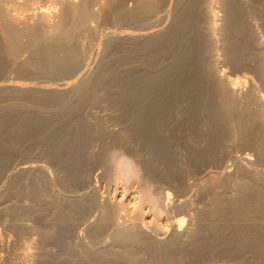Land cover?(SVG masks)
I'll list each match as a JSON object with an SVG mask.
<instances>
[{
    "label": "bare ground",
    "instance_id": "bare-ground-1",
    "mask_svg": "<svg viewBox=\"0 0 264 264\" xmlns=\"http://www.w3.org/2000/svg\"><path fill=\"white\" fill-rule=\"evenodd\" d=\"M31 1H33V0H0V12L1 13H2V9H3L2 6H3V4L5 5V3H6L5 7H7V8L9 5L8 3H13L12 7H14V9L12 11L14 14H11V16H9L10 13H8V11L10 12V10L12 8L10 10L8 9V11H7L8 15L5 16L2 13L4 15V17L8 16L6 18V20L0 19V32L6 38V44L5 45L3 44L4 46L0 45V52H1V54H2V52L4 53L3 55L0 54V74H1V72H3L4 70L7 69V68H5L6 67L5 64H6V61H8V59L10 58V60L13 59L12 61H14L13 65L17 66V67L13 66L14 67L13 71L17 72L18 67L23 68L22 69V75L27 74L26 72H30V73L31 72H33V73L38 72L41 75H45V76L49 75L48 78L50 76H52L55 79H57L56 76L58 77V76H60V74H62L61 75V77H62L63 74L65 73L67 75V76L65 75V77H70V78L73 77L72 81L64 80V81H61L60 83H57V84L55 83V85H57L56 88H54L53 86L42 87V85H41L42 83H41L40 84L41 88H36V90L38 89L37 92L40 93V96L39 95L38 96L40 98H42L39 100H41V101L43 100L44 104L47 102H52V101L54 102L55 100L58 101L62 97L64 98L63 95H66L69 98L68 103H70V104H68L70 106L67 105L68 108H66V110L70 109L69 113H71L77 117L83 111V110L81 111V109H83L82 105L87 104V103H89L91 105V103H95V102L98 105L99 104L98 102L100 99L98 96L99 94L97 95V93H98L97 91L99 89L105 90L104 92L107 95H109V98H110V101L112 102V105L114 104L118 107V108L117 107L116 108L114 107V108L116 110L117 109L120 110V111L118 110L120 112V114H119V121L120 122L119 121L117 122V123H121V124H119V126H120L119 129H118V124L115 122V120L111 119L112 121H114L115 124H117L116 125L117 129L120 131L115 130V129L114 130L111 129V127L114 125L112 123L113 125L112 124L110 125L111 126L110 131H109V128H106V129H108V131L105 130V131H107V133L105 131H104L105 133L102 132L104 129L103 128L104 126L103 127L101 126L103 128V129H101V134H99L97 132L96 133L99 134L100 136L102 135L105 138L103 140H105V141L107 140L106 142L104 141V143L107 145L108 149H109L108 144H109V146L110 145L115 146L114 150H115V148L117 150L119 148H122V151H128V148H132V147L137 145L138 148L142 151V153L144 152L145 154H147L149 156L148 157L146 155L149 158V160L147 159V161H145V162H144V159L142 160L144 162V164H143L144 165L143 167L145 168L144 171H147L148 174L149 173L153 174V177L156 176L155 178L164 182V184L165 183L172 184L176 188L175 194L173 196H171L170 192H168V191H166L164 193V195H165V196L163 195L165 197L164 202L167 201L165 204H163L164 202L161 203L160 199L154 197V192L151 189H149L150 187H148V185L146 183H145V186H142L143 184L141 186L138 185L139 188L136 190H131L130 193H126L124 190L117 192L119 199H117L116 203H115V201L114 202L111 201L112 203H110L108 201L109 203H107V202H104L103 199H100V197L98 196L99 191H97L96 184H93L94 182L92 181V179L94 177L91 175V179H86L87 181L84 182V185L82 186V188L85 187L86 190L82 191L81 186H80L79 188L81 190H79V188H77V189L81 192H73L74 188L76 187L75 185L77 183L75 181L79 180V182L83 183V181H85L84 179L86 177L87 178L89 177L88 175H90L93 171L92 169H90V166H92L93 162H95V163L99 162L101 164V159H103V157L105 158V156L103 154L106 152L105 149H107V148L104 145L102 139H100L103 143L102 148L105 151L103 150L104 151L103 154L102 153L100 155L96 154L97 158L93 159L91 157L92 155L91 156L89 155L91 157V160L88 158L89 156L87 154H89L90 150L93 149V148L92 149H90V148L95 146L94 144L97 142V141H94L95 137L99 138V136H96L97 134H94L95 136L92 134L93 132H95L96 129L94 128L95 130H93L92 127H90L88 125V122H85V120H83L84 118L81 119L83 117L81 115H80L79 119H77V126L75 125V127H76L75 130L72 129V132L75 131L73 133L74 135L72 134L73 136H71L72 143L70 142L68 147L66 148V150L65 151L63 150L64 152H62V153H60L58 151H60V148L63 147V146L60 147V145L63 144V142H64L63 136L65 135V132H64V135L61 133V130L63 132L64 129H61V127H59V129H57V130L60 132L57 131V133H54L56 131L55 130L56 128L54 129V127H52V129H54L53 130L54 132L52 131L54 134L51 136L49 135V136L51 138L50 140L53 142V145L51 147V145L49 143L48 145H50V147L48 148V146H46V148H47V151H49V155H50L51 159L53 160V162L57 161L58 164L62 165L61 166V168L63 167L62 171H64L66 173L65 175H67V177L70 178V180L74 181L75 185H73V186H75V187L72 188L70 186L71 181L67 185V186H70L73 190L72 191H69V190L66 191V192L69 191V193H62V191L58 192L57 188H56V190H54L53 188L55 187V185H53V182H51L52 179L49 181L48 172H47L46 168L41 167L42 165H40V166L36 165L37 167H35L33 165L34 167H32L29 164H28L29 166H26L27 164H25V166H22V164H20L21 165V166L19 165L20 167H17L16 169L14 168L15 170L10 169L11 172L9 171L10 173H6V174H9V177H12V176L14 177L15 176L14 174L17 173V175H19V177H20L22 174L24 175V174H27L30 172H36V173L38 172L39 173L38 175H42V178L45 179V181L51 182L52 185L47 184L49 186V188H50V186H54L53 188H51L49 190L46 187H44L46 185L45 183H47V182H45L44 183L45 185L42 183L44 185L43 186L44 188H41L42 191H44V192H45V188H46V190H48V193L50 194L49 196L51 197L52 200L54 199L52 204L54 203V201H57L56 203H58V201H59L60 202L59 204L62 203V209L63 210L64 209L66 210V208H67L66 205H69V207L70 206H71V208L74 207L78 211L79 214L76 213L78 217H79L80 213L85 214V216L84 215H81V216L87 217V220L84 221V222L87 221V223L82 224L83 223L82 222L79 224H82V227H83L82 230L84 229V231H85V229H86L85 232L88 231V234L86 233V235L89 236V234H90V237H89L90 241L92 238H93L92 240H95V238L97 239V241H95V242L91 241L92 244H89L88 242L85 243L86 241L83 239L85 241L84 242L80 238V236L78 237L79 240H75L74 238L76 237L75 236L76 234L73 233L74 238L70 237V241H68L69 242L68 243L67 241L64 242V239L62 237L60 238L59 235H58L59 236L58 239H57V237H54L53 234L51 233L53 231L52 230L53 228H52L51 229L52 231L50 230L51 231L50 233L54 238H56V241L58 242L56 244L57 245L61 244L63 246V250L66 251L68 254L69 253L70 254L71 253L77 254V256L80 257L81 261L80 262L75 261L76 264H78V263L79 264H107V263L108 264H264V170L258 169L259 167L256 168L255 165L259 166V164H255L253 161L251 162L252 159L248 155L247 156L245 155L244 157L241 156V158L238 157L239 155L238 156L234 155V156H231L228 160L230 162V164L226 165L224 163L226 161V158H228L225 156L230 151L228 153H224L225 151L223 149H225L227 147H224V145H226V144H224L223 142L226 143V141H228L229 139L226 138V141L225 140L223 141V139L225 138V136H227L226 133H228L231 129V127H229V130L227 132V130H226L227 127L225 128L224 120L226 122L228 121L226 119L230 114H232L231 111L235 108V105L236 106L241 105L240 103H238L239 105H237V100H239V99H240L239 101L243 100L240 97V95H242L243 93L240 94V92H238L239 87H238V89L236 88L237 82H239L240 80L237 81L238 78H235V79L230 78L229 76H227L225 74L226 72H224V71H216L215 67H213L214 69L209 68V67H212L213 65L215 66L214 63L216 62V60H215L216 56H215V54H213L214 52L212 50H211L212 53L209 54V57H207L208 54L206 55V59L210 58V60L213 62L212 66L211 65L209 66V62H208V64H205L206 62L203 63V61L205 60V58L202 56L204 54L203 50H202L203 54L202 53L193 54L194 53L193 49L195 48L194 47L192 49V52H193L192 55H190V53L188 51L187 52L189 54H186L183 52L181 53L180 52L181 50H184V49L187 50V48H185L187 45L185 47H183L184 48L183 49V48H180L181 46L178 45V43H177V45H178L177 48L181 49L179 51L181 54L178 53L177 55H175V57H173L172 60L170 59L171 61L169 59H167L169 57V55H171V53L174 56L175 51H170V50L175 48L176 38L178 40L177 36L181 32H183L184 30H186V26L189 27L188 23H190V22H188V19H186L187 15L190 16V14H191V13L188 14L189 10H187L186 12L184 10V12H183V15L186 16L184 21H181L182 19L177 20L175 18L176 21H181V22H178L173 29L172 28H171V30L169 29L170 31L167 30L168 32H162L161 28L159 27L162 19L164 18L163 17L164 13L161 14L162 8H161V10H159V7H157L155 1H153V2L150 1V3H146V2H144L146 0H143L144 4H142L141 6L137 5L138 8H136L134 11H133V8L131 9L133 12L128 10L131 14L129 13V15H128V13H127V17H128V19H130V21H132V19L133 20L134 19L135 20H140V19L142 20L143 18L146 17V19L148 18V20H152V22L150 21L151 23H149L148 26H143L142 24H145V23L144 22L142 23V21L140 20V22L142 23V24L140 23V25L143 26L142 29L138 28V30H135V29H137V27L135 25V29H133L134 31H131V30L126 31L125 30V33L123 31V33L118 34V35L115 34L114 32H112V33L109 32V36L107 38V39H109L108 43H110V41L112 40V42L114 41L113 44L116 43L117 41H118L117 44H119V42H121L120 40H122V41L127 40V43H128V40H130V41L132 40L133 43L135 42L133 45L129 44V45H131L130 47H127V45H126L127 43L122 46V43H124L125 41L120 43L122 50H123L122 47H124L125 45L127 47L124 50L125 53L122 54V59L124 61L121 59L123 64H125L124 67L121 66L124 68V70H122V71H124V72H122L123 73L122 75H124L122 80H121V78H119L122 76L120 74H118L119 71H121V69L119 71L117 70L118 71L117 72L116 69L112 70L113 67L109 68L111 70V72H109L110 74L105 75V72L107 71V67H110V65L108 66L107 62L105 63L107 65V67L102 64L103 66L106 67L105 68L106 71L104 70V72H103L102 70L104 68L102 67V69H101L98 67V69H95L96 71L94 72V74H91L90 79H85L84 77L86 76V74L88 72V65L89 64L88 63L83 64L85 61L82 62L83 57H82V60L80 58V54H79L80 50H78L79 46L76 48V46L78 45V41L75 40V44H71V42H72L71 40H73L75 37L74 36L75 30H76L75 28H79L80 23L83 25V23H85L88 20V18L91 17L90 16L91 11H89V9H88L90 5L88 4L89 5L88 8L86 5L87 0H86V2H85V0L82 1L84 3L81 4L80 7H78L77 9L74 6H72V4L69 3L68 0H64L63 3L67 7L66 13H64V14H66L65 17H69V19L71 18L73 20V24H70V25L68 24L69 25L68 27L66 25H64L63 23H67V22H66V19H63V17H64V14H63L62 19L65 22L62 21L63 22L62 23L60 21V23L55 28L56 34L58 36H60L61 40L58 41L56 39V37L54 39H53V37H49V38H52L49 40V38L47 37L48 38V40L46 39L47 41L45 39L44 40L39 39L42 43L40 45L36 44V40H35V43L33 42L34 39L32 38V36L33 37H35V36L32 35V33L30 34V32H33L35 34H36V32H40L41 29L40 30L37 29L36 28L37 25L34 27L36 29L32 30L33 27L32 28L30 27L31 31H28V29L19 30L17 27L18 25L16 24V22L18 21L17 20L18 15H16V14H19V12H20L19 8L24 7L26 3L31 2ZM115 1H121V0H115ZM147 1H149V0H147ZM181 1L182 0H180V2ZM196 1L199 3L198 0H196ZM139 2H140V0H139ZM14 4L16 6H14ZM111 4H112V2H111ZM110 6H113V5H110ZM116 6H117V4H116ZM119 6H120V4H119ZM121 6H122V3H121ZM191 6H188V8ZM39 7L40 6H37V8H39ZM43 8L41 5V7L37 11L40 13H43L45 11H49V9L43 10ZM110 8H112V7H110ZM45 9H47V8H45ZM189 9L192 10V7ZM3 10H5V9H3ZM35 10L36 9H34V11ZM191 12H193V11H191ZM227 12H229V11H227ZM184 13H187V14L185 15ZM125 15L126 14H124V16ZM44 16H46V15H44ZM179 17H181V16H179ZM8 18H10V19L8 20ZM144 21H145V19H144ZM189 21H190V19H189ZM68 22H69V20H68ZM145 22L148 23L147 21H145ZM155 22H157L158 24L157 23L155 24ZM191 23H192V21H191ZM42 24H44V23H42ZM136 24H137V22H136ZM76 25H78V26L76 27ZM140 25H139V27H141ZM42 26H41V28H42ZM26 27L24 26L22 28H26ZM190 27H192L191 24H190ZM188 31L191 32V28H189L186 32L184 31L185 34ZM41 32H42V30H41ZM76 32L79 33V31H76ZM189 32L186 34V36H188ZM212 32H213V30H212ZM196 34L197 33L193 34V36ZM21 36H25V38L27 40V41H25L24 44L21 43L22 41L20 42ZM42 36L46 37L47 35H43V33H42ZM186 36H184V37H186ZM44 37H42V38H44ZM76 37H77V35H76ZM35 39H36V37H35ZM179 39H181V38H179ZM182 39H184V38H182ZM186 39H187V37H186ZM186 39L184 40V42L186 41V44H187ZM207 39L208 38H206V40H203V42L204 41L207 42L208 41ZM23 40H25V39H23ZM191 40H193V38ZM210 40H212V39L210 38ZM210 40H209V42L211 43ZM73 42H74V40H73ZM184 42L182 41V43H184ZM160 43H164L163 45L165 46L162 51L158 50L159 49L158 46L160 47ZM196 43H198V42H196ZM35 44L38 46V48L36 46H34L37 49L32 54L31 58L30 59L27 58L28 59L27 62L24 61L27 59H24L23 60L24 62H20V60L17 58L18 52H21L23 49L27 50L26 48H28L30 46L33 47V45H35ZM113 44L110 43L109 46H111ZM189 44H192V47H193L195 45V42L192 41V43H189ZM212 44H214V43H211V45ZM107 45L108 44L106 43L105 47H107ZM114 45L111 47H114ZM200 45H201V43L198 45V47ZM202 45H203V43H202ZM205 45L207 46L208 44H205ZM109 46L107 48H109ZM115 46H117V45H115ZM198 47H197V49L199 50ZM177 48H175V49H177ZM189 48H188V50H190ZM122 50H121V52L119 50L118 53H122ZM207 50H209V49H207ZM59 51H60V54L61 53L63 54L62 58L59 57V54H58ZM168 51H170L171 53L166 54V53H168ZM195 51L197 52V50H195ZM200 51H201V49H200ZM80 53H82V52H80ZM118 53L116 52V54H118ZM164 55H168V57L165 56V57H167L166 61L169 60V63L170 62L171 63L167 67L164 65L165 68L162 67V71H161V67H159L160 68L159 69L158 65L164 61L163 60ZM113 56L114 55H111L112 58H113ZM7 57H8V59H7ZM116 57H118V56L116 55ZM114 58H115V56H114ZM118 58L120 59V56ZM118 58H115V59H118ZM202 58H204V60H202ZM119 59H118V61L116 60L117 63H119V64H117V63L116 64L120 67L121 63H120ZM208 60H205V61H208ZM110 61L111 60L109 59L108 63H110ZM166 61H164V63ZM113 63H115V62H112V64ZM202 63H203V65L205 64L206 68L202 65ZM11 64H12V62H11ZM167 64L168 63L166 62V65ZM113 65H111V66H113ZM117 65H115L116 68H117ZM98 66L101 67V65H98ZM159 66H161V65H159ZM13 67H10V68L8 67V68L11 70V68L13 69ZM3 68H5V69L3 70ZM19 70L21 71V69H19ZM3 74H5V73L3 72ZM31 74H29V75H31ZM0 76L3 77V75H0ZM6 76H5V78H6ZM18 77L20 78V76H18ZM7 78H6V80L0 82V86L6 85V86H10V88L13 87V88H11V89H13V91L14 90L19 91V92L22 91V94L24 91H26V89H27V91H29V90L31 91L34 88L32 86L33 83L31 85H29V86H31V87H29L27 84H19L17 82L15 83L16 80L14 81V83H12V80H9ZM23 78L27 79L26 76H22V79ZM62 78H64V77H62ZM70 78H68V79H70ZM28 79H30V78H28ZM58 79H61V78L59 77ZM34 86H36V85H34ZM113 86H114V90L109 91L110 89L113 88ZM6 89H7V87H6ZM33 90L31 91L32 93L36 92V90L34 92H33ZM106 90L109 92H107ZM246 91H247V89H246ZM10 92H9V95L11 96V94L13 92L11 94H10ZM249 93L251 94V92H249ZM249 93L244 92V95L245 94L248 95ZM13 94L18 95V93H16V92ZM254 94H256V93H254ZM27 95H24V96H27ZM61 95H62V97H61ZM59 96L61 97L60 99H58ZM250 96H252V95H250ZM263 96H264V94L263 95L257 94L255 96L253 95L252 98H250V99L248 98L249 96H246V97L248 98V101L251 99L254 100L253 99V97H254L255 103L259 102L260 104H254L253 101L251 103H253L255 106H257V105L262 106V105H264V103H263L264 97ZM22 97H23V95H22ZM67 97H66V99H67ZM246 97L243 100L244 102L246 101L245 100ZM248 101H247V103H248ZM43 102L42 103L40 102V103L43 104ZM244 102H243V104H244ZM92 105H94V104H92ZM253 106H252V108H253ZM255 106H254V108H255ZM80 107H81V109H80ZM90 107L94 108L93 106H90ZM242 107H243V105H242ZM92 108L89 109L87 107V109H89V110H91ZM256 108H258V107H256ZM236 109L233 112L236 113V111H240L239 109H237V110ZM260 109L258 108L257 111H261ZM262 109H263V106H262ZM92 111H93V109L91 110V112ZM254 111H255V109H254ZM257 111H256V113L258 114L259 112H257ZM91 112H89V113H91ZM261 112H264V111H261ZM234 114H232V115H234ZM239 114H240V112H239ZM37 115H35L33 117L30 116V117H23L21 119L19 118L18 120H15V121H13L11 118H9L7 116L8 117L7 119L0 120V131L2 129L4 130V132H5V130L8 131L7 136H9V137L11 136V138H8L7 136H5L8 139H12V137L17 135V136H19L18 137L19 141H20V139L23 140L24 138H20V137H25V135L30 133L33 129H41V128L45 129L47 127V125L49 124L48 123L49 120L47 118L48 115L45 116L47 119L45 117L42 118L43 116L38 117ZM40 115L41 114H39V116ZM66 115H69V114L67 113ZM85 115L86 114L84 112V116ZM91 115H92L91 118H93V116L94 117L96 116V114L94 115L93 113H91ZM104 115H105V117L104 116L103 117L105 119L103 118L102 120H103V122L106 123L105 120L108 116H106V114H104ZM260 115H258V116L259 117L264 116V114L261 116ZM49 116H51V115H49ZM56 116L57 115H55L54 118ZM110 116H112V115H110ZM110 116H109V120H110V118L113 117V116L112 117H110ZM71 117H72V115H71ZM97 117H98V115H97ZM50 118H51L50 121H52L54 119L52 116ZM115 118H113V119H115ZM9 119H11V120H9ZM228 119H230V118H228ZM93 120H95V119L93 118ZM93 120H91V121H93ZM99 120L97 121V125L100 128V125L98 123H100L101 121L99 122ZM109 120L107 119V125L109 123L108 122ZM116 120H118V117L116 118ZM257 120L259 122L260 119L257 118L255 121H257ZM261 120H263V117ZM54 121L56 123H54L52 121V122H50L51 125L53 123L54 124L58 123L55 119H54ZM91 121H89V124L92 123ZM59 122H61V121H59ZM105 123L103 125H106ZM229 123H230V121L227 122V124H229ZM261 123H262L261 125H263L264 121ZM183 124L185 125V127H188V128H185ZM227 124H226V126H227ZM203 125L206 126L205 129L207 131L206 132L207 134H205V130L203 133V130L199 129ZM229 125H231V124H229ZM49 126H50V124H49ZM92 126L94 127V125H92ZM116 126H115V128H116ZM256 126L257 125H255L253 128H256ZM183 127L185 129H188L187 131H189V132L191 131L193 136L197 135V137L199 136L198 137L199 139L201 137H203L204 139L206 138V141H207L206 150L202 148L206 145L205 144L201 147V149H203L204 151H202L201 149H200L201 151L191 150L190 154H188L190 159H191V162L194 163L193 165L197 166V164L199 163V160H201V161L202 160H210V161L215 162V161H218V158H220L219 159V161H220L222 156L217 157V154L220 153L219 154V156H220L222 154L221 153L222 151L219 153H217V152L220 150L219 148L223 144L222 150L224 151L223 153L225 154V156H223V157L225 159L223 157L222 158L225 161L224 160H222V161H224L223 162L224 165L222 164V162H220L221 165H223L221 167L220 163H218L219 167L221 169H219V167H217V169L216 168L213 169L212 166H210V167L206 166V167H203V170H201V172H199V173L197 172L198 173L197 175L190 174V176L192 175V177H189L188 176L189 171L187 172L188 173V175H187V173L184 170L178 168V166H179L178 161H179L180 156H178L179 157L178 158L177 155H175L176 152L174 153V151H172V146H173L172 140H174L173 138H175V137L177 138V136H180L179 134L183 135L184 132H187V131H183V129H184ZM203 127H201V128L204 129ZM257 127L260 128V125ZM197 128L202 133L200 132L198 134L199 131ZM47 129H49V127H47ZM256 130H258V129L256 128V129L250 131L249 133L252 134L251 132H253V131H255L254 133H259V132H256ZM45 131H46V129H45ZM48 131H51V130H48ZM65 131H66V129H65ZM96 131H98V128ZM262 131L264 132V130H262ZM42 132H44V131H42ZM42 132H40V133H42ZM99 132H100V130H99ZM44 134H46V133L44 132ZM48 134H49V132H47L45 137L43 136L47 141L49 140L46 138V137H48L47 136ZM250 134L243 135L245 144L253 142V140H251V139H255L256 138L255 136H257L255 134H252V135H250ZM259 134H261V130H260ZM40 135L38 134V136H40ZM185 135H186V133H185ZM187 135L189 136V134H187ZM28 136L31 137V135H27V138H29ZM38 136H37V138H38ZM232 136H231V139H232ZM253 136L255 138H253ZM5 137L3 139V143L5 140ZM43 137L41 138L42 145L43 144L46 145L45 143H43V140H42ZM65 137H66V135H65ZM92 137L94 140H92L90 142ZM15 138H17V137H14L13 139H15ZM188 138L190 139V136ZM193 138L194 137H192L191 139H193ZM198 138H197V140H198ZM228 138H229V136H228ZM37 140L40 141L39 138ZM62 140H63V142H62ZM203 140H201V141H203ZM1 141H2V139H1ZM65 141L67 142L68 140H65ZM66 142H64V143H66ZM92 142H95V143H92ZM197 142L199 144V141H197ZM88 143L89 144L92 143L91 145H93V146H90ZM133 143L136 145H134ZM202 143H204V142H202ZM132 144H133V146H131ZM190 144H191V142H190ZM198 144H196V145H198ZM0 145L3 146V144H1V142H0ZM4 145H6V144L4 143ZM40 145H41V143H40ZM85 146L88 147L90 150L87 149ZM99 146H101V144L98 145V147ZM113 146H112V148H113ZM5 148H4V151L6 150ZM58 148H59V150H57ZM124 148H126V149L123 150ZM197 148H199V147L196 146V149ZM260 148H262V149H260L259 151L257 150V152L260 153L259 157H260L261 161H258V160L257 161L259 163L263 161V163H264V147H260ZM64 149H65V147H64ZM139 149L137 151H140ZM85 150L89 151V152H85ZM98 150H100V148H98ZM119 150H121V149H119ZM95 151H96V149H95ZM110 151L111 150L109 149V152ZM132 151L135 152L136 149H135V151L134 150H132ZM137 151H136V153H138ZM107 152H108V150H107ZM107 152L105 155H107ZM91 153L93 155H95V153L93 151L90 152V154ZM98 153H100V152H98ZM142 153L140 152V155H142ZM134 154H133V156H134ZM145 154H143V155H145ZM229 154H231V153H229ZM3 155L4 154H1L0 157H3V159H4L5 156H3ZM140 155L137 154L136 157H138V156L140 157ZM112 156L114 157L113 159L109 155L111 162L114 164V166H112V167H114L113 168V171L115 173L114 175L117 176V174H118V176H119L120 173H123L122 174L123 176L121 175V177L123 178L124 174L126 175V177L129 176L130 173L132 174V172H133V174H136V173H134L135 171L133 170V168H131V166L129 165V162H127V163H128V166H130V167L128 168V166H127V168L129 170H132V172L131 171L129 172L128 169L126 168V164H125L126 160L125 161L121 160L125 164V169H124L123 168L124 165L123 166L120 165L122 168L118 165L120 163V160L117 159V160H119V162L116 163V161H114V159H116L115 155H112ZM146 156H143V158L144 157L146 158ZM257 156H258V153H257ZM257 156H256V159H257ZM118 158H120V157H118ZM141 158H142V156H141ZM6 159H5V161H6ZM92 159H93V161H92ZM105 159H107V157ZM105 159H103V160L105 161ZM122 159H123V157H122ZM108 160L109 159H107V162L105 161V163L103 161L104 165L106 163H109ZM5 161H3V163H6ZM228 161H226V162H228ZM0 162L2 163L1 160H0ZM140 162H141V159H140ZM99 163H98V165H96V166H98L97 168H99ZM177 164H178V166H177ZM204 164H206V163H204ZM2 165H4V164H2ZM94 165L95 164L93 163V167H94ZM101 165H103V164H101ZM111 165L112 164H110L109 166H111ZM1 166H0V174H1ZM109 166H106V167L109 168ZM93 167H91V168H93ZM112 167H110V169H109L110 171H111ZM155 167H157V168H155ZM229 167L233 168L232 171L229 169ZM262 167H264V166H262ZM4 168H2V169H4ZM89 169L92 170L91 173L87 172L88 173L87 176L86 175L84 176V174L82 175L83 172L88 171ZM94 171H96V168H94ZM103 172H107V171H103ZM103 172H100V173H103ZM100 173H98L99 174L98 176L96 174V176L105 178L104 177L105 173H104V176H101ZM30 174H28L27 177L25 175V178H27V180H28ZM85 174H86V172H85ZM106 174L111 175V173H106ZM81 175L85 178L84 179L81 178ZM112 175H111V177L114 178L113 177L114 175L113 176ZM0 176H3V178H4V175L1 174ZM32 176L34 178H35V176L37 177V175H33V173H32V175L30 177L31 180L33 179ZM134 176H136V175H134ZM16 177H17V179L19 178L18 176H16ZM111 177H109V178H111ZM30 178H29V180H30ZM10 179H9V182L11 181ZM22 179H24V177ZM35 179H37V178H35ZM39 179H41V178H39ZM81 179H83V180L81 181ZM98 179H100V178H98ZM18 180H17V184L19 182ZM61 180H63V179H60V180L58 179V184L59 183L61 184L62 182H64V181L59 182ZM113 180H115V179H113ZM14 181H11V183L13 184ZM23 181L24 180H22V183H25ZM65 181L68 182L67 179ZM94 181H96V179ZM108 181H111V179ZM3 182H5V181H3ZM6 182H7V179H6ZM42 182H44V181L42 180ZM79 182L77 184H80ZM30 183H31V181L28 183V185H30ZM33 183H35V180ZM37 183H35L36 186L34 184H33V186L37 187ZM63 185L60 187L61 190L64 187L66 188V186H63ZM33 186H32V188H33ZM36 189L37 188H35V190ZM67 189H69V187ZM32 190H34V189H32ZM32 190H31V192H32ZM45 193L47 194V191ZM42 194H43V192H42ZM42 194H39V195H41L40 198L43 196ZM34 195H36V194H34ZM100 195H101V193H100ZM30 196H32V195L30 194ZM102 197L103 196H101V198ZM37 198L40 199L39 197H37ZM35 200H37V199H35ZM47 200L49 201L50 199L47 198L46 201ZM52 200H50V202ZM28 201H29V198H28ZM40 201L43 202L45 200L41 199ZM36 202H39V200H37ZM6 204L4 205V207L9 206ZM28 204H29V202H28ZM28 204L27 205L25 204V205L28 206ZM32 204L35 207V202H32L31 205ZM47 204L48 203H46L45 205H47ZM64 204H65V206H63ZM25 205L21 204L22 207H20V209L21 208L23 209V206L25 207ZM41 205H43V203ZM53 205L55 206V203ZM29 206H28V208L26 207L23 210H25V209L28 210ZM32 206L30 208H32L34 210V208ZM49 206H50L49 208L52 207V205H50V204H49ZM0 207H1V205H0ZM53 207H52V209H53L52 211L54 212V209H57L59 206L57 208H53ZM1 208H0V210H1ZM45 208H48V206ZM59 208L61 210V207H59ZM70 209H68V212H66L65 210L64 211L66 213H69ZM5 210H6V208H5ZM49 210H51V209H49ZM76 210H74V215H75ZM56 211L58 214L59 209ZM5 212L6 211H4L2 214H5ZM53 212H52V214H53ZM72 213L69 215L67 214V215L70 216V215H72ZM2 214H0V215L2 216ZM57 214H56V216H57ZM148 214H150V215L152 214L155 217L153 219L157 220V222H155L156 224L155 223L153 224V225H155V228L157 227V229L154 230L151 227L152 226L151 221H146L145 217L149 216ZM7 216H9V215H7ZM68 216H67V218H69ZM72 216H70V218L67 219L66 214L59 213V215H58L59 220L55 219V220H58V222L60 223V226L58 225L59 228L57 229V231H59V229H61L60 227H62V225H64V224H65L63 226L64 228L67 225L71 224V221H73V219L71 218ZM53 217H51V219H54ZM3 218H5V217H3ZM157 218H159V219H157ZM66 219H67V221H66ZM70 219H72V220H70ZM79 219H81V218H78V220H75V221L79 222L80 221ZM84 219H81V220H84ZM3 220L4 219H0V222ZM69 220H70V223L68 224ZM50 222H52V221L50 220ZM50 222H48V223L52 224L54 221L52 223H50ZM0 224H2V223H0ZM4 224H6V223H4ZM49 224H48V226H50ZM56 224H58V223L56 222ZM8 225H6V226L8 227ZM19 225L20 224H18V225L15 224L16 227ZM73 225H75V224H73ZM0 226H3V225H0ZM12 226H14V225L12 224ZM58 226H56V227H58ZM23 227L24 226H22V228ZM51 227H53V224ZM63 227H62V229H63ZM71 227H73V226L70 225V227H68V229H70ZM76 227L77 226L75 225V227L71 228L73 230V232L77 229ZM78 227H79V225H78ZM90 227H92V228H90ZM3 228L4 227H2V229ZM74 228H76V229L74 230ZM49 229H50V227H49ZM62 229H61V231H62ZM24 230H27V227L24 228ZM156 230L164 231V232L159 233ZM55 231H56V229H55ZM65 231H66V229L64 231H62V234ZM68 232H65V233L69 234ZM54 233L56 234L59 232H54ZM68 236H70V235H67V237ZM48 237L46 238L47 240L51 238V237L50 238H48ZM65 237L66 236H64V238ZM46 239H45V241H46ZM80 239H81V241H80ZM1 240H3V238ZM72 240H73V243H75V245L72 244ZM1 243H3V242H1ZM54 243H53V245H54ZM1 245L3 247V244H1ZM61 245H59V246H61ZM7 246H9V245H7ZM7 246H6V248H7ZM59 246H58V248H60ZM25 247H27V248H22L21 250L13 253V255L11 254L13 257H11V256L10 257L15 260L12 263L10 262L11 259L9 260L10 254L5 252L8 254L7 255L8 257L5 258V257L1 256L3 254L0 253L1 254L0 256L3 258V259L0 258V264H46L47 263V262L42 263L41 262L42 260L39 261V259L42 256L39 258L37 255H41V254H38V252H36L37 254H31L29 252L30 249H32V250H35V249L30 248L29 246H25ZM28 247L30 249H28ZM63 250H62V252H63ZM37 251H39V250H37ZM58 251H57V253H58ZM52 252L55 253V251H52ZM67 253H65V254L67 255ZM62 254H64V253H62ZM65 254H64V256L61 254L60 255L65 257ZM42 255L44 256L45 254L43 253ZM142 255L147 256V261L145 259L146 257L144 258ZM37 257L39 258L38 260H37ZM49 257L52 258L51 256H49ZM67 257H68V255H67ZM73 257H71V258L69 257V258L72 259ZM76 257H74V258L76 259ZM47 258H44L43 260L45 261V259H47ZM52 259H53V261L56 260L54 258H52ZM66 259H68V258H66ZM148 259H149V261H148ZM36 261H38L39 263H37ZM58 261H60V260H58ZM58 261H56V263H53V264H63L62 261L61 262H58ZM69 261H71V260H69ZM48 263H50V261Z\"/></svg>",
    "mask_w": 264,
    "mask_h": 264
},
{
    "label": "rangeland",
    "instance_id": "rangeland-1",
    "mask_svg": "<svg viewBox=\"0 0 264 264\" xmlns=\"http://www.w3.org/2000/svg\"><path fill=\"white\" fill-rule=\"evenodd\" d=\"M63 1L64 0H33V1H31V2H28V3H26L25 4V6L24 7H21V8H19V14H16V15H18L17 16V22H16V24L18 25H16L17 27H18V29L19 30H26V29H28V31H31V28H32V30H34V29H41L42 30V32H41V30H40V32H36V34L35 33H33V32H30V34L32 33V35H34L35 37H36V39H35V37H33L32 36V38L34 39V43H35V40H36V44L37 45H40V44H42L41 43V41L39 40V39H47L48 40V38L49 37H53V39L56 37V39L58 40V41H60L61 40V38H60V36H58L57 34H56V31H55V28H56V26L60 23V21L62 22H65L63 19H66V22L67 23H63L64 25H66L67 27L70 25V24H73V20L70 18L69 19V17H65L66 16V14H64V13H66V6H65V4L63 3ZM69 1V3H71L72 4V6H74L76 9L78 8V7H80V5L81 4H83L84 2H82V1H84V0H68ZM150 1H155L156 2V5H157V7H159V10H161V8H162V13L161 14H163V17L165 18H163L162 19V21H161V23H160V28H161V31L162 32H168V31H170L171 30V28L173 29L175 26H176V24L178 23V22H181V21H184L185 20V18H186V16H184L183 15V12H184V10H185V12L187 11V10H189L187 13L188 14H190V16H188L187 15V18L186 19H188V22H190V23H188L187 25L189 26V27H187L186 26V30H184L185 32L189 29V28H191V32H189V34H188V36H186V34L188 33H186L185 34V32L183 31V32H181L177 37H178V40H177V38H176V45H175V48H177V46L178 45H180L179 47L180 48H183V47H185L186 45V47L185 48H187V50L186 49H184V50H181L180 48H177V49H175V48H173V49H171L170 51H175V53H174V56L172 55V53L170 52V51H168V53H166V54H170L171 53V55H169V57H168V55H164V61H166L167 59H173V57H175V55H177L178 53L179 54H181L182 52L183 53H186V54H189L190 53V55H192V53L193 54H195V53H202V50L204 51L202 54V56L205 58V60H208V61H205L204 60V58H202V60H204L203 61V63H205V64H208V62H209V66L211 65L212 66V64H213V62L210 60V58H207L206 59V55L208 54V56L207 57H209V54L210 53H212V51L214 52L213 54H215V56H216V62L214 63L215 64V66L213 65L212 67H209V68H211V69H214L213 67H215L216 69V71H224V72H226L225 74L227 75V76H229L230 78H232V79H235V78H238V80L237 81H239V82H237V85H236V88L238 89V87H239V90H238V92H240V94L241 93H243L242 95H240V97H241V99H243L244 100V98L246 97V96H249L248 98L250 99V98H252V96L254 95H257V94H260V95H263L264 94V0H198L199 1V3L196 1V0H182L181 2H180V0L178 1V0H149V1H144V2H146V3H150ZM196 3H194V2ZM228 1V2H227ZM85 2H86V0H85ZM111 2H112V4H111ZM122 3V6H121V3ZM230 2V3H229ZM91 3V4H90ZM138 3V4H137ZM140 3V4H139ZM9 5H8V8L7 7H5L6 6V3H5V5L3 4V6H2V8L3 9H5V10H3L2 9V13L6 16V15H8V13H10V15L9 16H11V14H14L12 11H13V9H14V7H12L13 5V3H8ZM90 6H89V5ZM116 4H117V6H116ZM119 4H120V6H119ZM142 4H144L143 3V0H140V2H139V0H121V1H113V0H87V8H88V6H89V11H91L90 13L92 14H90V16L91 17H89L88 18V20L85 22V23H83V25L80 23V26H79V28H75L76 30H75V34L77 35V37H76V35L74 34V42H73V40H71L72 42H71V44H75V40L76 41H78V45L76 46V48L79 46V48H78V50H80V52H82V53H80L79 52V54H80V58H81V60H82V57H83V61L82 62H84L83 64H89L88 65V72H87V74H86V76L84 77L85 79H90L91 78V74H94V72L96 71L95 69H98V67L99 68H101L102 69V67L104 68L102 71L104 72V70H105V68L107 67V65L105 64L106 62H107V64H108V66L110 65V67H107V71L105 72V75H108V74H110L109 72H111V70L109 69V68H112V70H114V69H116V71L118 70H120L121 69V71H119V73L118 74H120L122 77H119V78H121V80H122V78H123V76L124 75H122L123 73L122 72H124V71H122V70H124V66H125V64H123V62L121 61V59H122V54L123 53H125V49L127 48V47H130L131 45H133L134 43H133V41L131 40H128V43H127V40H124V41H122V40H120L121 42H119V44H117L118 43V41L116 42V43H114L115 45H117V46H115L114 44H113V42H112V40L110 41V43L111 44H113L114 45V47H111V46H113V45H111V46H109V44L110 43H108L109 42V39H107L108 38V36H109V32H114L115 34H121V33H123V31H124V33H125V30L127 31V30H131V31H134L133 29H135V25H136V27H137V29H135V30H138V28L139 29H142V27L143 26H148L149 25V23H151L152 22V20H148V18L146 19V17L145 18H143L141 21H142V23L144 22L145 24H142L141 22H140V20H133L132 19V21H130V19H128V17H127V13H128V15H129V11H131V12H133L136 8H138V6H141ZM229 4V5H228ZM41 5H42V8H43V10H48L49 9V11H45V12H43V13H40V12H38L37 10L41 7ZM110 5H113V6H110ZM138 5V6H137ZM192 5V6H191ZM10 6V7H9ZM14 6H16L15 4H14ZM37 6H40L39 8H37ZM116 8H115V7ZM188 6H191L192 7V10L191 9H189V8H191V7H189L188 8ZM110 7H112V8H110ZM114 7V8H113ZM135 7V8H134ZM12 8V9H11ZM45 8H47V9H45ZM133 8V11L131 10ZM8 9L10 10V12L8 11ZM34 9H36L35 11H34ZM235 9V10H234ZM129 10V11H128ZM6 11V12H5ZM7 11H8V13H7ZM40 11V10H39ZM65 11V12H64ZM191 11H193V12H191ZM227 11H229V12H227ZM5 12V13H4ZM34 14H32V13ZM38 14H37V13ZM48 12V13H47ZM1 12H0V19H5L6 20V18L8 17H4V15L2 14ZM36 13V14H35ZM40 13V14H39ZM46 13V14H45ZM187 13H184L185 15L187 14ZM43 14V15H42ZM63 14H64V17H63ZM124 14H126L125 16H124ZM131 14V13H130ZM3 15V16H2ZM30 15V16H29ZM32 15V16H31ZM44 15H46V16H44ZM179 16H181V17H179ZM236 16V17H235ZM2 17V18H1ZM62 17H63V19H62ZM244 17V18H243ZM178 20V19H182L181 21H176V19ZM184 18V19H183ZM236 18V19H235ZM10 18H8V20H9ZM144 19H145V21H147L148 23H146L145 21H144ZM189 19H190V21H189ZM192 19V20H191ZM68 20H69V22H68ZM228 22H227V21ZM151 21V22H150ZM187 21V20H186ZM191 21H192V23H191ZM136 22H137V24H136ZM164 24H163V23ZM225 22V23H224ZM42 23H44V24H42ZM140 23L143 25V26H141L140 25ZM154 23V22H153ZM157 22H155V24H156ZM69 24V25H68ZM141 26V27H139V25ZM158 24V23H157ZM174 24V25H173ZM190 24H191V26L192 27H190ZM198 24V25H197ZM37 25V27L36 28H34L35 26ZM43 25V26H42ZM79 25V24H78ZM78 25H76V27L78 26ZM26 27V28H22V27ZM41 26H42V28H41ZM46 28H45V27ZM65 26V27H66ZM163 28H162V27ZM197 26V27H196ZM21 27V28H20ZM31 27V28H30ZM39 27V28H38ZM248 27V28H247ZM145 28V27H144ZM188 28V29H187ZM163 29V30H162ZM170 29V30H169ZM165 30V31H164ZM168 30V31H167ZM212 30H213V32H212ZM46 31V32H45ZM76 31H79V33L78 32H76ZM226 31V32H225ZM225 32V33H224ZM235 32V33H234ZM42 33H43V35H47L46 37H44V36H42ZM185 35H184V34ZM195 33H197L196 35H194L193 36V34H195ZM209 33V34H208ZM212 35H211V34ZM238 33V34H237ZM38 34V35H37ZM41 34V35H40ZM182 34V35H181ZM40 35V36H39ZM210 35V36H209ZM44 37V38H42V37ZM181 36V37H180ZM183 36V37H182ZM184 36H186L187 37V39H186V37H184ZM191 38H190V37ZM201 36V37H200ZM234 36V37H233ZM23 37V38H22ZM39 37V38H38ZM48 37V38H47ZM59 37V38H58ZM197 37V38H196ZM199 37V38H198ZM22 38V39H21ZM38 38V39H37ZM179 38H181V39H179ZM182 38H184V39H182ZM190 38V39H189ZM193 38V40H191ZM196 38V39H195ZM202 40H201V39ZM206 38H208L207 40V42L206 41H204L203 42V40H206ZM210 38L212 39V40H210ZM217 38V39H216ZM23 39H25V40H23ZM50 39H52V38H49V40ZM187 40V44H186V41L184 42V40ZM216 39V40H215ZM232 39V40H231ZM38 40V41H37ZM46 40V41H47ZM108 40V41H107ZM197 40V41H196ZM209 40L211 41V43H214V44H212L211 45V43L209 42ZM237 40V41H236ZM22 41V42H21ZM24 41V42H23ZM25 41H27L26 40V38H25V36H21L20 37V42L21 43H25ZM107 41V42H106ZM182 41L184 42V43H182ZM190 41V42H189ZM192 41H194L195 42V45L192 47V44H189V43H192ZM213 41V42H212ZM216 41V42H215ZM38 42V43H37ZM40 42V43H39ZM43 42V41H42ZM45 42V41H44ZM122 42H124V43H122ZM180 42V43H179ZM196 42H198V43H196ZM106 43L108 44L107 45V47L109 46V48H107V47H105L106 46ZM120 43H122V46L124 45V44H126L127 45V47H126V45L124 46V47H122L123 48V50L121 49V44ZM177 43H178V45H177ZM201 43V45L198 47V45ZM202 43H203V45H202ZM208 44L207 46L205 45V44ZM210 43V44H209ZM5 45L6 44V38L1 34V32H0V45L2 46V45ZM33 45V47L32 46H30V47H28V48H26L27 50H25V49H23L21 52H18V54H17V58L20 60V62H27L28 61V59L27 58H31V56H32V54L34 53V51L38 48V46L37 45ZM129 44H131V45H129ZM164 43H160V47L158 46V50L159 51H162L163 49H164V45H163ZM183 46H182V45ZM189 44V45H188ZM3 45V46H4ZM205 45V46H204ZM229 45V46H228ZM234 45V46H233ZM34 46H36V47H34ZM120 48H119V47ZM190 48H189V47ZM213 46V47H212ZM247 46V47H246ZM262 46V47H261ZM32 47V48H31ZM117 49H116V48ZM195 47V48H194ZM197 47L199 48V50L197 49ZM208 47V48H207ZM212 47V48H211ZM252 49H251V48ZM188 48L190 49V50H188ZM194 48V49H193ZM209 49V50H207V49ZM211 48V49H210ZM234 48V49H233ZM192 49H193V52H192ZM200 49H201V51H200ZM205 49V50H204ZM120 50V52H121V50H122V53H118V51ZM177 50V51H176ZM181 50V51H180ZM195 50H197V52L195 51ZM212 50V51H211ZM26 51V52H25ZM107 51V52H106ZM181 53H180V52ZM189 53H188V52ZM209 51V52H208ZM116 52L118 53V54H116ZM177 52V53H176ZM206 53V54H205ZM0 54H1V52H0ZM4 53L2 52V54L1 55H3ZM58 54H59V57H63L62 55V53L60 54V51L58 52ZM230 56H229V55ZM82 55V56H81ZM109 55V56H108ZM111 55H114L115 56V58H118L119 56H120V63L122 64H120V67L117 65V64H119V63H117V61H118V59H115L114 58V56H113V58L111 57ZM116 55L118 56V57H116ZM232 55V56H231ZM165 56H167V57H165ZM258 56V57H257ZM167 58V59H166ZM6 59V58H5ZM7 59H8V57H7ZM17 59V60H18ZM24 59H27V60H24ZM109 59L112 61V62H115V63H113L112 64V62L110 61V63H108L109 62ZM113 59V60H112ZM13 60V59H12ZM12 60H10V58L8 59V61H6V64H5V68H7L6 70H4L5 68H3V72L5 73V74H3V72H1V74L0 75H3V77L2 76H0V82L1 81H4V80H6V78L7 79H9V80H12V83H14V81H15V83L17 82V83H19V84H27L28 86L29 85H31L32 83V86L35 88H33L32 90H33V92L36 90V88H41V85H42V87H51V86H53L54 88H56L57 87V85H55V83L57 84V83H60L61 81H64V80H66V81H72V79H73V77L72 78H70V77H65V73L63 74V76L62 77H64V78H62L61 77V75L62 74H60V76H56V78L57 79H55L54 77H52V76H50L49 78H48V76L49 75H41V74H39L38 72L37 73H33V72H26L27 74H24V75H22V69L23 68H19L18 67V69H17V72L19 73H17V72H14L13 70H14V67L16 66V65H13V63H14V61H12ZM22 60V61H21ZM24 60V61H23ZM90 60V61H89ZM107 60V61H106ZM115 60V61H114ZM117 60V61H116ZM123 60V59H122ZM169 60L168 61H166L168 64L166 65V62L164 63V61L162 62V63H160L159 65H161V66H159L158 65V68L159 67H161V71H162V67H164L165 68V66L167 67V66H169L170 65V63H169ZM170 60V61H171ZM12 62V64H11V62ZM124 61V60H123ZM211 61V62H210ZM90 62V63H89ZM92 63V64H91ZM117 63V64H116ZM164 63V64H163ZM203 63H202V65H203ZM211 63V64H210ZM261 63V64H260ZM105 65V66H103V65ZM205 64L203 65L204 67H205ZM98 65H101V67L100 66H98ZM111 65H113V66H111ZM115 65H117V68L115 67ZM165 65V66H164ZM14 66V67H13ZM92 66V67H91ZM121 66H123V67H121ZM10 67H13V69L11 68V70L9 69ZM17 67V66H16ZM94 68V69H93ZM206 68V67H205ZM16 69V68H15ZM19 69H21V71L19 70ZM109 69V70H108ZM160 69V68H159ZM90 70V71H89ZM94 70V71H93ZM13 71V72H12ZM117 71V72H118ZM31 74V75H29V74ZM90 73V74H89ZM17 74V75H16ZM6 76V78H5V76ZM29 75V76H28ZM90 75V76H89ZM236 75V76H235ZM238 75V76H237ZM17 76V77H16ZM18 76H20V78L18 77ZM22 76H26V78L27 79H25V78H23L22 79ZM67 76V75H66ZM262 76V77H261ZM61 78V79H58V78ZM28 78H30V79H28ZM68 78H70V79H68ZM241 78V79H240ZM3 79V80H2ZM25 79V80H24ZM55 79V80H54ZM243 80V81H242ZM245 80V81H244ZM59 81V82H58ZM21 82V83H20ZM25 82V83H24ZM27 82V83H26ZM42 83V84H41ZM41 84V85H40ZM54 84V85H53ZM34 85H36V86H34ZM252 85V86H251ZM6 85H4V86H0V120H2V119H7L8 117L9 118H11L13 121H15V120H18L19 118L21 119V118H23V117H33V116H35V115H37L38 117H42V118H44L46 115H48L47 116V118H48V120H49V124H50V126H49V124L47 125V127H49V129H47V127L45 128L46 129V131L47 132H49V134L47 135L48 137H46L47 139H49L48 141L44 138L45 137V135L47 134V132L45 131V129L44 128H41V129H33L30 133H28L27 135H31V137L30 136H28L29 138H27V135H25V137H20V138H24L23 140H21L20 139V141H19V136H14V137H17V138H15V139H13L14 137H12V139H8V138H11V136L9 137V136H7V132L8 131H6L5 130V132H4V130L2 129L1 131H0V142H1V144H3V146H1L0 145V155L1 154H4L3 156H5L4 157V159H3V157H0L1 159V161H2V163L0 164V166L2 165V164H4V165H2L1 166V174L2 175H4V178H3V176H0V205H1V210L3 209L4 211H6L5 212V214H2L4 211L2 210H0V214H2V216L0 217V219H4L3 221H1L0 223H2V224H0V225H3V226H0V238L2 237L3 238V240H1L0 241V243L1 242H3V243H1V244H3V247H2V245L0 244V253H2L3 255H1V256H3V257H8L7 255L8 254H10L9 255V260H10V262L12 263V262H14L15 260L13 259V258H11V257H13L12 255H13V253H15V252H17V251H19V250H21L22 248H27V247H25V246H29L30 248H33V249H35V250H32V249H30L29 247H28V249H30V253L31 254H37L36 252H38V254H41V255H37L38 257H37V260L39 259V261L40 260H42L41 262L42 263H46V264H53V263H56V261H58V260H60V261H58V262H63V264H76L75 263V261L76 262H80L81 261V259H80V257H78L77 256V254H73V253H67L66 251H64L63 250V246L61 245V244H56V243H58L57 241H56V238H54V237H57V239L59 238V236H60V238L62 237L63 239H64V242L65 241H70V237H73L74 236V234H76L75 236V240H79V236H80V238L85 242V243H89V244H92V242H95V241H97V239L95 238V240H92L91 239V241H90V234H89V236L88 235H86V233L88 234V231L87 232H85L86 231V229H85V231H84V229L82 230V224H86L87 223V221L86 222H84L85 220H87V217H84L85 216V214H81L80 213V215H79V217L77 216V214H79L78 213V211L74 208V207H72L71 208V206L69 207V205H66V212H68V209H70L69 211L72 213V215H70V216H72L71 218L73 219V221H71V224H69L70 223V220H72V219H70L69 221H68V224L69 225H67L65 228L63 227L64 225H62V227H63V229H62V227H60L61 229H62V231H64L65 229H66V231L65 232H68L69 234H67V233H65V232H63V234H62V231H61V229H59V231H57V229L59 228V226H60V223L58 222V220H59V217H58V215H59V213H64V214H66V218H67V216L69 215V214H71L70 212L69 213H66L63 209H62V203L61 204H59L60 202L58 201V203H56L57 201H54V203H55V206L52 204V202H53V200L51 199V197L49 196L50 194L48 193V190H46V188L47 189H51V188H53L54 186H50V188H49V186L48 185H52L51 184V182H53V185H55V187L53 188L54 190H56V188H57V191L58 192H61L62 191V193H69V191H72L73 189V187H75L76 189L77 188H79L80 186H81V189H82V191L83 190H86V188L84 189V188H82V186L84 185V182H86L87 180L86 179H91V175L94 177H92L93 179H92V181L94 182L93 184H96V186H97V191H99L98 192V196L100 197V199H103V201L104 202H107V203H112V202H114L115 201V203H116V201H117V199H119L118 197V193L117 192H120L121 190H124L126 193H130V191L131 190H136V189H138L139 188V186H141L142 184V186H145V183L148 185V187H150L149 189H151L153 192H154V197L155 198H158V199H160L159 201L161 202V203H163L165 200V195H164V193L166 192V191H168V192H170V194H171V196H173L174 194H175V191H176V188L172 185V184H167V183H165L164 184V182H162V181H160L159 179H157V178H155L156 176H154L153 177V174H148V172L147 171H144V162L145 161H147V159L149 160V156L147 155V154H145L144 152L142 153V151L138 148V146L136 145V144H134V145H136V146H134V147H132V148H128V151H122V148H119V149H121V150H117L116 148H115V150H114V147L115 146H113V148H112V146L110 147L109 146V144H108V147H109V149L111 150L110 152H109V149L107 148V145L104 143V141L105 140H103V139H105L102 135V137L99 135V134H101V129H103V131L102 132H104L105 130H107L108 131V129H106V128H109V131L111 130V129H115V130H118L119 129V124H121V123H117L118 121H119V114H120V110L119 109H115L117 106L116 105H112V102L110 101V98H109V95H107L104 91L105 90H101V89H99L97 92V95L99 96V104L97 105L96 104V102L95 103H91V105L89 104V103H87V104H84V105H82V107H83V109H81V107H80V109H81V111L83 110L84 112H85V116L87 117H85L84 116V112L82 111V113L81 114H79L78 115V117L77 116H75V115H73V114H71V113H69L70 112V109H67L66 110V108H68L67 107V105L68 104H70V103H68V97L66 96V95H63L64 96V98L62 97V95H61V97L59 96V98L58 99H60V100H55L54 102L52 101V102H47V103H45L44 104V102H43V100L41 101V100H39V99H42V98H40L39 96H40V93H38L37 91H38V89L36 90V92H34V93H32L30 90L29 91H27V89H26V91H24L23 92V94H22V91L21 92H19V91H15L16 93H18V95L17 94H13V93H15L14 91H13V89H11V88H13V87H11L10 88V86H6L7 87V89H6V87H5ZM9 87V88H8ZM29 87H31V86H29ZM7 91H6V90ZM11 91H9V90ZM246 89H247V91H246ZM252 89V90H251ZM256 89V90H255ZM112 90H114V86H113V88L112 89H110L109 91H112ZM107 91V90H106ZM109 91H107V92H109ZM242 91V92H241ZM253 91V92H252ZM9 92H10V94H11V96L9 95ZM29 94H28V93ZM31 92V93H30ZM100 92V93H99ZM244 92L246 93V92H251V94L249 93L248 95H244ZM259 92V93H258ZM26 93V94H25ZM253 93V94H252ZM254 93H256V94H254ZM28 94V95H27ZM36 96H35V95ZM14 95V96H13ZM22 95H23V97H22ZM24 95H27V96H24ZM32 95V96H31ZM39 95V96H38ZM250 95H252V96H250ZM34 96V97H33ZM66 97H67V99H66ZM264 97V96H263ZM248 98L246 97V101L244 102L243 100H241V101H239V100H237V105H239L238 103H240L241 105H239V106H236L235 105V108L231 111V113L232 114H234L235 112H233V111H235V109L237 108V109H239L240 111H236V115L234 116V115H232V114H230L228 117H227V119L226 120H228L227 122H229L230 121V123L229 124H231V125H229V124H227V122L224 120V122H225V128H226V130H227V132H228V130H229V127H231V129H230V131L228 132V133H226L227 134V136H225V138L223 139V141L225 140L226 141V138L227 139H229L228 141H226V143L225 142H223L224 144H226V145H224V147H227V148H225V149H223L222 150V148H223V144L221 145V147L219 148L220 150L217 152V153H219V152H221L222 154L219 156V154H217V157H223V156H225V154L224 153H228L229 151V153H231V154H226V156L225 157H228V158H226V161H228L229 160V158L231 157V156H234V155H236V156H238V157H240L241 158V156H250V158L252 159L251 160V162L253 161L255 164H259V166L258 165H255V167L256 168H258V169H263L264 170V167H262V166H264V163H263V161L262 162H258V161H261V159H260V153L259 152H257V150L259 151L260 149H262V148H260V147H264V132L262 131V130H264V124L263 125H261L262 123L261 122H263L264 121V116H262L263 117V120H261L262 119V117H259L258 115H263L264 114V112H261V111H264V105H262L263 106V109H262V106H260V105H257V106H255L254 104H260L259 102H256L255 103V98L253 97V99L254 100H249L248 101ZM64 99V100H63ZM67 101H66V100ZM247 101H248V103H247ZM253 101V103H251ZM43 102V104H41V103ZM71 102V101H70ZM243 102H244V104H243ZM67 103V104H66ZM264 103V102H263ZM89 104V105H88ZM92 104H94V105H92ZM247 104V105H246ZM252 104V105H251ZM242 105H243V107H242ZM251 105V106H250ZM255 106V108H254V106ZM68 106H70V105H68ZM90 106H93L94 108H92V107H90ZM113 106V107H112ZM252 106H253V108H252ZM260 106V107H259ZM87 107L90 109V108H92L93 109V111L91 112V110H89V109H87ZM115 107V108H114ZM249 107V108H248ZM256 107H258L261 111H257L258 110V108H256ZM118 108V107H117ZM244 108V109H243ZM236 109V110H237ZM242 109V110H241ZM254 109H255V111H254ZM67 112H66V111ZM69 110V111H68ZM87 110V111H86ZM89 110V111H88ZM119 110V111H118ZM79 111V110H78ZM117 111V112H116ZM256 111L257 112H259L258 114L256 113ZM89 112H91V113H93L94 115L96 114V118L93 116V118L95 119V120H93V118H91L92 117V115H91V113H89ZM119 112V113H118ZM239 112H240V114H239ZM242 112V113H241ZM68 113L69 115H66V114ZM89 113V114H88ZM239 115H238V114ZM256 113V114H255ZM39 114H41L40 116H39ZM72 115V117H71V115ZM88 114V115H87ZM104 114H106V116H108L107 118H106V123L105 122H103V118L105 117V115ZM112 115V116H110V115ZM49 115H51L53 118H54V116L55 115H57L54 119L58 122L57 124H54V123H56L55 121H54V119L52 120L54 123L51 125V123L50 122H52V121H50V117L51 116H49ZM80 115L81 116H83L81 119H83V120H85V122H88V125L90 126V127H92V129L93 130H97V128H98V131H96L95 130V132H93L92 134L94 135V134H97V133H99V134H97L96 136H99V138L97 137H95V140L93 139V137L95 136H93L92 138H91V140H90V142L92 141V140H94V141H97L96 143L95 142H92V143H95L94 145L95 146H93V145H91L92 143H88L90 146H93V147H91L90 149H92V150H90L88 147H86L87 149H89L90 150V152H94L95 153V155L97 154H103V152L106 150V152H107V150H108V152H107V155H105L106 154V152L103 154L104 156H105V158L107 157V159H109L110 160V157H112V159L114 158L112 155H115V157H116V159H114V161H116V163L117 162H119V160H120V163L118 164L119 166L121 165V166H123L124 165V169H125V164H126V168H127V166H128V163L127 162H129V165L131 166V168H133V170L135 171L134 173H136V174H133V172H132V170H129L128 168L130 167V166H128V171L130 172H132V174L130 173L129 174V176H127L126 177V175L124 174V179L121 177V175L123 174V173H120V175L118 176V174H117V176L116 175H114L115 173H114V171H113V168L114 167H112V166H114V164L111 162V160L109 161L108 160V162L109 163H106L105 165H104V163H105V161L107 162V159H105L104 157H103V159H105V161L103 160V159H101V164H103V165H101L99 162H97V163H95V162H93L95 165H94V167H93V163H92V166H90V169H92L93 171H94V168H96V171H92V170H88V171H85L86 172V174H85V172H83L82 173V175L84 174V176L86 175L87 176V174L88 173H91V171H92V173L90 174V175H88L89 177L87 178H85V177H83L82 175H81V178H85L84 180L85 181H83V183L82 182H79V180L78 181H75V182H79L80 184H77L76 183V185H75V183H74V181L73 180H70V178H68L67 177V175H65L66 173L64 172V171H62V168H61V166L62 165H60V164H58L57 163V161H55V162H53V160L51 159V157H50V155H49V151H47V148H46V146H48V148L50 147V145H51V147H52V145H53V142L50 140L51 138H50V136L51 135H53L54 133H57V129H59V127H61V129H64L63 130V132H62V130H61V133L64 135V132H65V135H66V137H65V135L63 136V140H64V142H66L65 140H68L66 143H64L63 142V140H62V142H63V144H61L60 145V147L61 146H63V147H59L60 148V151H58V152H60V153H62V152H64L65 150H66V148L68 147V145H69V143L71 142L72 143V139H71V136H73L74 134V132H72V129L73 130H75V125L77 126V119H79V117H80ZM90 115V116H89ZM97 115H98V117H97ZM115 115V116H114ZM118 115V116H117ZM260 115V116H261ZM8 116V117H7ZM104 116V117H103ZM109 116L110 117H112V118H110V120H109ZM231 116V117H230ZM100 117V118H99ZM118 117V120H116V118ZM258 119H260L259 120V122H258V120L257 121H255L257 118ZM46 118V117H45ZM46 118V119H47ZM58 118V119H57ZM91 118V119H90ZM113 118H115V119H113ZM228 118H230V119H228ZM11 119H9V120H11ZM60 119V120H59ZM76 119V120H75ZM80 119V120H81ZM88 119V120H87ZM100 119V120H99ZM105 119V118H104ZM107 119L109 120L108 122V125H107ZM115 120V122L118 124V129H117V124H115L114 123V121H112V120ZM91 120H93V121H91ZM99 120V122L101 123H98L99 125H100V128L98 127V125H97V121ZM59 121H61V122H59ZM89 121H91L92 123L91 124H89ZM96 121V122H95ZM261 121V122H260ZM120 122V121H119ZM259 124H258V123ZM96 125H95V124ZM106 124V125H103V124ZM116 126V128H115V126L113 125V124ZM113 125L112 127L110 126V125ZM226 124H227V126H226ZM92 125H94V127L92 126ZM184 125V124H183ZM229 125V126H228ZM255 125H257V126H259L260 125V128H258L257 126H256V128L258 129V130H256V132H259L260 133V130H261V134H259V133H254L255 131H253V132H251L252 134H255V135H257V136H253V138H255V139H251V140H253V142H250V143H246L245 144V141H244V136L243 135H246V134H250L249 132L250 131H252V130H254V129H256V128H253ZM97 128H96V127ZM103 128H102V127ZM122 126V125H121ZM204 126V125H203ZM203 126H201V127H203ZM52 127H54V129L56 130L55 132L53 131L54 129H52ZM74 127V128H73ZM110 127H111V129H110ZM184 127H185V125H184ZM183 127V128H184ZM199 128V129H201V130H203V133H204V130H205V134H207L206 132V129H205V127L206 126H204L203 128L204 129H202V128ZM95 128V129H94ZM185 128H188V127H185ZM183 129V131H187L188 129ZM253 128V129H252ZM262 128V129H261ZM65 129H66V131H65ZM198 129V128H197ZM198 129V134L201 132L200 130ZM252 129V130H251ZM260 129V130H259ZM44 131L46 134H44V132H42V131ZM48 130H51V131H48ZM99 130H100V132H99ZM112 130V131H113ZM208 130V129H207ZM4 133H3V132ZM54 133H53V132ZM107 131H105L106 133H107ZM118 131H120V130H118ZM232 131V132H231ZM40 132H42V133H40ZM51 132V133H50ZM58 132H60V131H58ZM97 132V133H96ZM104 132V133H105ZM103 133V134H104ZM185 133H186V135H185ZM202 133V132H201ZM38 134L40 135V136H38ZM73 134V135H72ZM187 134H189V136H190V139L188 138L189 136L187 135ZM252 134H250V135H252ZM2 135V136H1ZM38 136V138L40 139V141H38L37 139V136ZM50 135V136H49ZM180 136H177V138L175 139V138H173L174 140H172V142H173V146H172V151H174V153H175V155H177V157L178 156H180V158H179V161H178V163H179V166H178V164H177V166H178V168L179 169H182V170H184L186 173L188 172L189 173V175H188V173H187V175L189 176V177H192V175H197L199 172H201V170H203V167H206V166H212V168L213 169H217V167H219V164L218 163H220V162H222V164L224 165V163L227 165V164H230V162L228 161V162H226L222 157H221V160L219 161V159L220 158H218V161H215V162H213V161H210V160H199V163L197 164V166L196 165H193L194 163H192L191 162V159H190V157H189V155L188 154H190V151L191 150H197V151H204L203 149H205L206 150V147H207V141H206V138L204 139L203 137H201L200 139L197 137V135H192V133H191V131L189 132V131H187V132H184L183 133V135L182 134H179ZM233 135V136H232ZM5 136H7V137H5V140H4V143L6 144V145H4V143H3V139H4V137ZM33 136V137H32ZM44 136V137H43ZM187 136V137H186ZM228 136H229V138H228ZM231 136H232V139H231ZM43 137V143H45L46 145H42V141H41V138ZM192 137H194L193 139H191ZM198 138V140H197V138ZM205 137V136H204ZM235 137V138H234ZM37 138V139H36ZM66 138V139H65ZM180 138V139H179ZM252 138V137H251ZM1 139H2V141H1ZM18 139V140H17ZM99 139V140H98ZM100 139H102V141H103V143H104V145L106 146V148L107 149H103L102 148V146H103V143H102V141L100 140ZM183 141H182V140ZM188 139V140H187ZM204 139V140H203ZM45 140V141H44ZM70 140V141H69ZM187 140V141H186ZM193 140V141H192ZM196 140V141H195ZM201 140H203V141H201ZM234 140V141H233ZM52 143H51V142ZM107 141V140H106ZM105 141V142H106ZM186 141V142H185ZM197 141H199V144H198V142ZM201 141V142H200ZM206 141V142H205ZM38 144H37V143ZM48 142V143H47ZM190 142H191V144H190ZM202 142H204V143H202ZM233 142V143H232ZM40 143H41V145H40ZM50 143V145H48ZM68 143V144H67ZM101 144V146H99L98 147V145H100ZM133 144L131 145V146H133ZM196 144H198V145H196ZM206 144V145H205ZM248 144V145H247ZM250 144V145H249ZM66 145V146H65ZM203 145H205L204 147H202ZM6 148H5V147ZM43 146V147H42ZM89 146V147H90ZM196 146L197 147H199V148H197L196 149ZM6 149L5 151H4V148ZM45 147V148H44ZM64 147H65V149H64ZM177 147V148H176ZM201 147L203 148V149H201ZM59 148L57 149V150H59ZM98 148H100V150H98ZM136 149V151L139 149L140 151H137L138 153H136V151H135V149ZM188 148V149H187ZM193 148V149H192ZM3 149V150H2ZM95 149H96V151H95ZM102 149V150H101ZM126 148H124L123 150H125ZM130 149V150H129ZM201 149V150H200ZM2 150V151H1ZM49 150V149H48ZM64 150V151H63ZM98 150V151H97ZM104 150V151H103ZM132 150H134L135 152H133ZM228 150V151H227ZM47 151V152H46ZM2 152V153H1ZM4 152V153H3ZM85 152H89V151H86L85 150ZM90 152H89V154H87L88 156L90 155H92L91 157L94 159V158H97V155L95 156V155H93L92 153L90 154ZM98 152H100V153H98ZM124 152V153H123ZM140 152L142 153V155H140ZM224 152V153H223ZM140 155V159H141V162H140V159L138 158V157H136V155ZM257 153H258V156H257ZM6 154V155H5ZM8 154V155H7ZM133 154H134V156H133ZM143 154H145V155H143ZM224 154V155H223ZM109 155H110V157H109ZM122 155V156H121ZM148 157H147V156ZM182 155V156H181ZM230 155V156H229ZM9 156V157H8ZM87 156V157H88ZM88 157L90 160H91V157ZM94 156V157H93ZM141 156H142V158H141ZM143 156H146V158L144 157L143 158ZM256 156H257V159H256ZM8 157V158H7ZM118 157H120V158H118ZM122 157H123V159H122ZM189 157V158H188ZM7 158V159H6ZM183 158V159H182ZM260 160H259V159ZM3 159V160H2ZM5 159H6V161H5ZM9 159V160H8ZM93 159H92V161H93ZM117 159H119V160H117ZM144 159V162L142 161ZM146 159V160H145ZM125 161V164H124V162H122V161ZM222 160H224V161H222ZM258 160V161H257ZM3 161H5L6 163H3ZM103 161H104V163H103ZM190 161V162H189ZM122 162V163H121ZM217 162V163H216ZM224 162V163H223ZM36 163V164H35ZM98 163H99V168H97L98 166H96V165H98ZM202 163V164H201ZM204 163H206V164H204ZM20 164H22V166H25V164H27L26 166H32V167H37V166H40V165H42L41 167H44V168H46V170H47V172H48V177H49V181L51 180V182H47V181H45V179H43L42 178V175H38L39 173L37 172H30V173H27V174H20L21 176V178L19 177V175H17V173H15L14 175V177L12 176V177H9V174H6V173H10L11 172V170H15L17 167H20L21 165ZM29 164V165H28ZM110 164H112L111 166H109ZM253 164V163H252ZM20 165V166H19ZM34 165V166H33ZM37 165V166H36ZM223 165H221V163H220V166L222 167ZM15 166V167H14ZM104 166V167H103ZM106 166H109V168H107ZM120 166V167H121ZM194 166V167H193ZM254 166V165H253ZM5 167V168H4ZM91 167H93V168H91ZM101 167V168H100ZM108 169H106V168ZM110 167H112L111 168V171L113 172H111L109 169H110ZM262 167V168H261ZM2 168H4V169H2ZM15 168V169H14ZM122 168V167H121ZM130 168V169H131ZM155 168H157V167H155ZM187 168V169H186ZM190 168V169H189ZM11 169V170H10ZM219 169H221L220 167H219ZM229 169L232 171V169L233 168H231V167H229ZM3 170V171H2ZM99 170V171H98ZM107 171V172H103V171ZM196 170V171H195ZM10 171V172H9ZM88 172V173H87ZM100 173V172H103V173H100L101 174V176H104V173H105V178H102V177H97L99 174L98 173ZM198 172V173H197ZM5 173V174H4ZM32 173H33V175H37V177L35 176V178H37V179H35L33 176H32V180H31V175H32ZM106 173H111V175L114 177V178H112L111 177V175H107ZM194 173V174H193ZM0 174V175H1ZM28 174H30L29 175V178H30V180H29V178H28V180H27V178H25V175H26V177H27V175ZM96 174H97V176H96ZM190 174H192L191 176H190ZM7 175V176H6ZM107 175V176H106ZM134 175H136V176H134ZM152 175V176H151ZM16 176H18L19 178V180L17 179V177ZM41 176V177H40ZM123 176V175H122ZM8 177V178H7ZM16 177V178H15ZM24 177V179H22ZM41 178V179H39V178ZM109 177H111V178H109ZM120 177V178H119ZM194 177V176H193ZM11 178V179H10ZM98 178H100V179H98ZM6 179H7V182H6ZM9 179L11 180V181H14L15 179V181L13 182V184L11 183V181L9 182ZM21 179V180H20ZM39 179V180H38ZM58 179L60 180V179H63V180H61V181H59V182H62V181H64V182H62L61 184L59 183L58 184ZM67 179L68 180V182H66L65 180ZM83 179H81V181L83 180ZM96 179V181H94ZM103 179V180H102ZM106 179V180H105ZM110 180L111 179V181H108V180ZM113 179H115V180H113ZM149 179V180H148ZM153 179V180H152ZM2 180V181H1ZM17 180L19 181L18 182V184H17ZM22 180H24L23 182H25V183H22ZM34 180H35V183H37L38 181L40 182H38L37 183V187H35L36 185H35V183H33L34 182ZM41 180V181H40ZM42 180L44 181V182H42ZM113 180V181H112ZM3 181H5V182H3ZM21 181V182H20ZM31 181V183H30V185H28V183ZM71 181V183H70V186L72 187H70V186H67L68 185V183ZM108 181V182H107ZM2 182V183H1ZM27 182V183H26ZM45 182H47V183H45ZM73 182V183H72ZM190 182V181H189ZM11 183V184H10ZM20 183V184H19ZM45 185H43V184ZM67 183V184H66ZM163 183V184H162ZM33 184L35 185V186H33ZM42 184V185H41ZM64 184V185H63ZM86 184V183H85ZM19 185V186H18ZM66 186V188L64 187V188H62V190H61V186ZM73 185H75V186H73ZM139 185V186H138ZM150 185V186H149ZM30 186V187H29ZM32 186H33V188H32ZM40 186V187H39ZM46 187L45 188V192L47 191V194L44 192V191H42V189L41 188H44V187ZM78 186V187H77ZM69 187V189H67ZM35 188H37L36 190H35ZM40 188V189H39ZM74 188V191L73 192H81V191H79V190H81L80 188H79V190L77 189H75ZM32 189H34V190H32ZM39 189V190H38ZM64 189V190H63ZM99 189V190H98ZM109 189V190H108ZM116 189V190H115ZM126 189V190H125ZM128 189V190H127ZM31 190H32V192H31ZM44 190V189H43ZM67 190H69L68 192H66ZM116 191V192H115ZM36 192V193H35ZM42 192H43V194H42ZM72 192V193H73ZM42 194L43 196L40 198V196L41 195H39V194ZM71 193V192H70ZM100 193H101V195H100ZM29 196H28V195ZM30 194L33 196H30ZM34 194H36V195H34ZM45 194V195H44ZM108 194V195H107ZM114 194V195H113ZM116 195V196H115ZM164 195V196H163ZM36 196V197H35ZM46 196V197H45ZM101 196H103L102 198H101ZM31 197V198H30ZM37 197H39L40 199H38ZM45 197V198H44ZM28 198H29V201H28ZM50 199V200H52L51 202H50V200L47 202L46 201V199ZM107 200H105V199ZM34 199V200H33ZM35 199H37V200H39V202H36L37 200H35ZM41 199H43V200H45V201H43V202H41L40 200ZM21 200V201H20ZM31 200V201H30ZM4 203H2V202ZM5 201V202H4ZM7 201V202H6ZM18 201V202H17ZM20 201V202H19ZM109 201V202H108ZM112 201V202H111ZM15 202V203H14ZM28 202H29V204H28ZM32 202H35V207H34V205L32 206L31 205V203ZM41 202V203H40ZM167 202V201H166ZM166 202H164L163 204H165ZM7 203V204H6ZM14 203V204H13ZM18 203V204H17ZM23 204V205H27L28 204V206H29V209L27 210V209H25V210H23L24 208H28V206H26L25 205V207L23 206V209L21 208L20 209V207H22L21 206V204ZM43 203V205H41ZM46 203H48L47 205H45ZM9 205V206H7V207H4V205ZM49 204L50 205H52V207L53 208H57L58 206L59 207H61V210H60V208L58 207L57 209H54V212L52 211L53 209H52V207L51 208H49L50 206H49ZM59 204V205H58ZM19 205V206H18ZM41 205V206H40ZM18 206V207H17ZM33 207L34 208V210L32 209V208H30V207ZM40 206V207H39ZM48 206V208L49 209H51V210H49L48 208H45V207H47ZM63 206H65V204L63 205ZM69 207V208H68ZM5 208H6V210H5ZM59 209V211H58V214H57V211L56 210H58ZM34 212H33V211ZM64 212H63V211ZM72 210V211H71ZM74 210H76L75 211V215H74ZM62 211V212H61ZM171 211V210H170ZM32 212V213H31ZM52 212H53V214H52ZM77 213V214H76ZM56 214H57V216H56ZM68 214V215H67ZM7 215H9V216H7ZM81 215H84V216H81ZM149 216H146L145 217V219H146V221H151V223H152V228L155 230V229H157V227L155 228V225H153L155 222H157V220L155 219H153V218H155L152 214V216L150 215V214H148ZM53 217L54 219H51V217ZM70 216H68L69 218H70ZM77 216V217H76ZM3 217H5V218H3ZM9 217V218H8ZM75 217V218H74ZM8 218V219H7ZM69 218H67V219H69ZM78 218H81V219H84V220H81V219H79L80 221L78 222V221H75V220H78ZM55 219H58V220H55ZM67 219H66V221H67ZM153 221H152V220ZM157 219H159V218H157ZM7 220V221H6ZM50 220L53 222H50ZM5 221V222H4ZM76 223H75V222ZM6 223V224H4V223ZM48 222H50V223H52L53 224V227H51L52 226V224H49ZM56 222L58 223V224H56ZM74 222V223H73ZM83 222V223H82ZM79 223H82V224H79ZM10 226H9V225ZM12 224L14 225V226H12ZM15 224L16 225H18V224H20L19 226H15ZM23 224V225H22ZM27 226H26V225ZM48 224L50 225V226H48ZM55 224V225H54ZM73 224H75L77 227V229L76 228H74V232H73V230L71 229V228H73V227H75V225H73ZM149 224V223H148ZM156 224V223H155ZM6 225H8V227L6 226ZM59 225V226H58ZM70 225H72L73 227H71L70 229H68V227H70ZM78 225H79V227H78ZM81 225V226H80ZM12 226V227H11ZM21 226V227H20ZM22 226H24L23 228H22ZM27 227V230H24V228H26ZM56 226H58V227H55ZM2 227H4L3 229H2ZM19 227V228H18ZM49 227H50V229H49ZM6 228V229H5ZM14 230H13V229ZM22 230H21V229ZM32 228V229H31ZM53 228V229H52ZM90 228H92V227H90ZM20 229V230H19ZM53 231H52V230ZM55 229H56V231H55ZM52 232H51V231ZM68 230V231H67ZM159 230V229H158ZM158 230H156V231H158ZM17 231V232H16ZM53 234V236L51 235V233ZM54 232H59V233H54ZM159 233H163L164 231H158ZM48 233V234H47ZM61 233V234H60ZM74 233V234H73ZM45 234V235H44ZM55 234V235H54ZM73 234V235H72ZM47 235V236H46ZM51 235V236H50ZM59 235V236H58ZM67 235H70V236H68L67 237ZM72 235V236H71ZM49 236V237H48ZM64 236H66L65 238H64ZM50 238V239H46V238ZM68 240H67V239ZM45 239H46V241H45ZM55 239V240H54ZM66 239V240H65ZM81 239H80V241H81ZM42 240V241H41ZM54 240V241H53ZM74 240V241H75ZM90 242H89V241ZM6 242V243H5ZM39 242V243H38ZM55 242V243H54ZM53 243H54V245H53ZM69 243V242H68ZM6 244V245H5ZM71 244V243H70ZM72 244L73 245H75V243H73V240H72ZM71 244V245H72ZM7 245H9V246H7ZM36 245V246H35ZM59 245H61V246H59ZM6 246H7V248H6ZM57 246V247H56ZM58 246L60 247V248H58ZM3 248V249H2ZM62 248V249H61ZM5 249V250H4ZM61 249V250H60ZM66 249V248H65ZM13 250V251H12ZM37 250H39V251H37ZM58 251V253H57V251ZM62 250H63V252H62ZM9 251V252H8ZM35 251V252H34ZM49 251V252H48ZM52 251H55V253L54 252H52ZM5 252H7V253H5ZM33 252V253H32ZM52 254H51V253ZM67 253V255H68V257H67V255L65 254V257H63L64 256V254H62V253ZM69 252V251H68ZM45 254L44 256L42 255V254ZM48 255H47V254ZM50 253V254H49ZM12 254V255H11ZM63 255V256H61V255ZM54 257H53V256ZM72 255V256H71ZM77 257H76V256ZM0 256V258L1 259H3L2 257ZM11 256V257H10ZM46 256V257H45ZM49 256H51L52 258H54V259H56V260H54L53 261V259L52 258H50ZM76 257V259L74 258V257ZM145 259H146V261H147V256H144V255H142ZM47 258V259H45V261L43 260L44 258ZM71 257H73L72 259H70ZM43 258V259H42ZM50 258V259H49ZM66 258H68V259H66ZM149 258V257H148ZM49 259V260H48ZM58 259V260H57ZM144 259V260H145ZM150 259V258H149ZM149 259H148V261H149ZM48 260V261H47ZM69 260H71V261H69ZM44 261V262H43ZM50 261V263H48ZM53 261V262H52ZM37 263H39L38 261H36ZM151 263V262H150ZM79 264V263H78ZM108 264V263H107Z\"/></svg>",
    "mask_w": 264,
    "mask_h": 264
}]
</instances>
